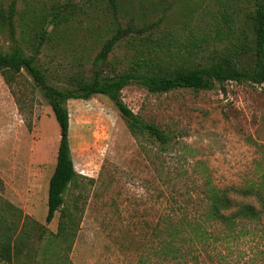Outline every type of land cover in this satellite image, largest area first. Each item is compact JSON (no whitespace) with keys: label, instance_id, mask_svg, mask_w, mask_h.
Here are the masks:
<instances>
[{"label":"trees","instance_id":"trees-1","mask_svg":"<svg viewBox=\"0 0 264 264\" xmlns=\"http://www.w3.org/2000/svg\"><path fill=\"white\" fill-rule=\"evenodd\" d=\"M18 1L0 0V30L9 34L8 49L0 50V74L19 112L28 118V127L33 103L27 91L40 92L58 123L45 223L57 211L60 214L57 232L47 235L42 252L52 246L50 253L57 256V264H71L61 258L58 243L75 235L80 193L71 196L70 191L81 187L83 177L72 161L67 101L106 95L134 138L151 140L166 150L172 140L170 132L128 108L121 90L132 83L151 93L212 89L227 81L262 84L264 0H213V4L209 0H138V5L135 0H51L48 6ZM159 6L163 13L173 11L187 19L197 13L202 23L192 30L160 28L161 20L147 21L141 12ZM99 13L108 18V26L96 33L98 50L91 56L86 46L93 42L75 43L74 36L82 16L91 20L86 30L92 34L94 16ZM187 23L182 20L181 25ZM118 48L124 49L121 55L116 53ZM201 171L202 178L191 189L194 195L184 201L175 195L167 199L168 209L158 216L150 243L135 264H228L234 249L240 255L241 245L264 238L263 185L220 188L208 172ZM232 194L255 200H235ZM38 229L46 227L0 199V262L13 264L28 243L34 245L29 241ZM257 249L250 264H264V248Z\"/></svg>","mask_w":264,"mask_h":264},{"label":"rangeland","instance_id":"rangeland-1","mask_svg":"<svg viewBox=\"0 0 264 264\" xmlns=\"http://www.w3.org/2000/svg\"><path fill=\"white\" fill-rule=\"evenodd\" d=\"M50 1L26 0L37 6H48ZM138 2L135 0V5ZM209 2L213 4V0ZM161 8L145 7L142 16L147 21L161 20L160 28L180 31L202 23L197 13L187 19L173 11L163 13ZM94 20L93 33L88 34L86 25L91 20L82 16L74 36L75 43L93 42L86 46L91 56L98 50L96 33L108 26V18L101 13ZM182 20L188 22L185 27ZM8 35L0 30V50L8 49ZM123 51L118 48L116 53ZM120 94L133 112L169 131L171 144L161 150L151 140L134 138L106 95L67 101L72 161L76 173L84 178L81 187L70 191L71 196L80 193L75 235L72 240L57 241L61 258L71 264H135L150 243L158 216L168 209L167 199L175 195L176 200L184 201L194 195L191 189L202 178L201 170L211 175L217 187L254 183L262 184L264 192V82L227 81L212 89L178 88L163 93H151L132 83ZM26 95L33 103L30 127L0 74V199L46 227L37 230L42 235L33 232L29 242L34 245L27 242L13 264H57V256L50 253L52 246L42 251L47 235L57 232L60 214L57 211L52 221L45 223L59 126L38 90ZM257 247L264 248V238L241 245L240 255L234 249L228 264H250Z\"/></svg>","mask_w":264,"mask_h":264}]
</instances>
